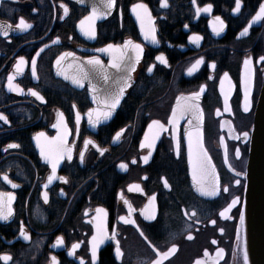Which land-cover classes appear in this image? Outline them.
I'll return each instance as SVG.
<instances>
[{
    "label": "flooded vegetation",
    "instance_id": "flooded-vegetation-1",
    "mask_svg": "<svg viewBox=\"0 0 264 264\" xmlns=\"http://www.w3.org/2000/svg\"><path fill=\"white\" fill-rule=\"evenodd\" d=\"M106 3L0 0V114L7 117V122L0 120V194L14 197L12 215L0 219V257L11 259H0V264H53L52 257L58 264H154L156 260L161 264H244L239 213L246 175L236 172L247 171L254 112L264 77V18L253 22L264 0H241L239 12H235L236 0H115L112 9ZM141 3L153 19L156 44L144 39L132 11ZM208 5L210 12H197ZM94 7L96 37L89 39L79 25ZM216 16L225 23L219 35L213 32ZM21 18L32 27L18 28ZM195 36L201 37L198 43L192 41ZM128 39L144 49L131 73V87L112 116L94 127L88 113L100 105L93 100L91 89L95 86L96 95L103 98V90L115 87L118 76L107 67L110 54L97 50L122 45ZM68 52L75 56L65 64L98 57L113 79L105 84L95 77L85 81L83 88L72 85L55 68L56 59ZM160 55L166 64L156 60ZM20 57L25 63L17 73ZM198 60L203 62L189 74ZM150 67L151 73L147 71ZM9 76L18 91L9 90ZM193 94H199L196 103L202 120L189 126L191 117L186 116L174 128L168 122L177 99ZM246 97L248 111L244 110ZM153 120L163 123L167 131L161 132L145 163L149 149L140 145ZM197 127L221 181L217 197L201 196L192 181L187 137ZM40 133L45 135L39 137ZM58 136H64L72 159L61 161L50 182L51 164L41 156L37 138L45 143ZM85 141L90 143L85 146ZM235 179H241L240 186L234 184ZM224 187H229V193L223 192ZM152 196L156 197L152 203L156 218L146 220L141 210ZM235 196L241 202L229 214L233 218L220 217L219 212ZM120 217L135 220V224H125ZM97 224L103 225L108 239L93 261L91 240ZM22 227L27 240L20 235ZM59 239L62 244H57ZM117 242L120 258L115 255ZM73 245L78 247L73 249ZM164 253L167 256L160 255Z\"/></svg>",
    "mask_w": 264,
    "mask_h": 264
},
{
    "label": "snow or ice",
    "instance_id": "snow-or-ice-1",
    "mask_svg": "<svg viewBox=\"0 0 264 264\" xmlns=\"http://www.w3.org/2000/svg\"><path fill=\"white\" fill-rule=\"evenodd\" d=\"M115 5V0H107L106 7L108 9H112ZM166 6V4H165ZM212 6L208 5L207 7L200 9L197 8V12H204L208 13L211 11ZM241 9V0H236L235 5V12H239ZM132 11L135 13L136 20L139 21L140 24V30L143 33L145 40H151L153 44L158 43V40L156 39L155 35V27L153 26V19L148 11L146 4H137ZM65 12H67V9L65 8ZM98 18V13L96 8L94 7L92 10L91 15L85 17L84 20L80 21V31L83 33L84 36L88 37L89 39H94L96 37V29H95V21ZM261 18H264V4H261L259 7V11L257 14L253 17V22L260 20ZM218 25V27H217ZM20 29H29L32 27L31 24H28L25 22L23 18L19 20V23L17 25ZM187 27V26H185ZM225 28L224 21L219 17H215V22L213 24V32L216 33V35H219L220 32H222ZM248 28L244 29V33L248 32ZM7 29L4 30V35H7ZM243 34V33H242ZM200 36H195L192 38V41L195 43H198L200 41ZM44 49H40V52H43ZM99 52H107L110 54V60L107 65L108 68L115 69L118 76L114 79L115 87L104 89L103 92V98L96 95L97 88L95 86L92 87L91 91L93 93V100L100 105L97 109L91 110L88 113V121L90 124H92L94 127L98 125L101 120H108L113 112L117 109V107L120 105L122 98L125 95V92L128 88L131 87L132 82V75L131 73L135 71L136 65L139 64L142 54H143V46L140 43H134L131 39L126 40L122 45H113L109 44L105 48L98 49ZM40 52H37L36 55L39 56ZM75 54L68 52L64 55L60 56L55 61V68H56V74L59 76H62L64 80L70 81L72 85H75L77 87L83 88L84 82L89 81L95 77H99L105 84L109 82L110 79H113L110 77L108 71L106 70V67L101 59L98 57H90L86 60L84 63H67L65 64L64 61L67 60L68 57H74ZM264 59V58H262ZM156 60L160 61L162 64H166L167 61L165 60V57L163 55L157 56ZM203 61L198 60L196 62V65L193 66L192 69H189V74H191L193 71L196 70L197 66L200 65ZM25 60L24 57H20V62L16 66V71L19 73L22 70V66L24 65ZM245 66L247 67L249 64L248 60L244 61ZM212 67L214 68L215 65L213 64ZM149 73L153 71V69L150 67L147 69ZM32 75L33 77L36 76V60H32ZM227 75V74H225ZM12 76H9V90L10 91H18L19 86H13L12 84ZM221 84H223V81H221ZM204 89L202 88L201 91ZM30 94L34 97H36L39 100H43L44 98L39 94V92L34 90H29ZM245 92L247 93V85L245 86ZM199 100V94H193L190 97H184L180 96L177 99L176 107L172 111L171 119L169 120V124L172 125L174 128L178 126V123L180 120H183L186 116L191 117L188 120L189 126L193 124V121H201L202 120V113L200 111L199 105L196 103V101ZM225 102H227V96H225ZM245 111H248V102L247 97L245 99ZM79 115H77V121L79 122ZM0 120H4L7 122V117L0 114ZM167 131L165 125L161 123L158 120H153L148 125V131L144 135L143 142L141 143V148H147L149 149L148 156H145L144 162L147 163L152 151L155 148V144L158 141L161 132ZM45 134L40 133L39 137H43ZM66 135V133H65ZM120 133L118 132L116 134V138L119 139ZM39 137L37 138V144L40 149L41 156L49 163L51 164L53 176L49 177V181L53 179L55 176L56 170L58 165L61 163V161L66 157L68 160L72 159V153L66 146V141L64 139V136H58L53 140L46 141L45 143H41ZM243 137L247 139L248 132L245 131L243 133ZM236 139H239V136L235 137ZM188 140V155L189 160L191 163V177L193 184L196 188V190L200 193L201 196L204 197H217L221 192V181L217 174L216 168L212 163L211 158L209 157L208 153L205 151L202 145L200 133L198 130V127L194 130V132H190L187 137ZM90 143V141H85V146ZM177 146H179V141H177ZM9 147L11 148H18L20 147L18 144H10ZM84 153H80L81 160H83ZM235 156L239 158L241 156V153L239 149H236ZM135 163V161H133ZM121 167H124L121 165ZM231 167V166H230ZM237 176L246 175L242 174L240 172H236ZM5 180H8V177H4ZM11 183V181H9ZM165 187H168L167 181H164ZM234 184L236 186L241 185V179H235ZM12 187H18L16 184H12ZM137 188L139 186H136ZM132 190L131 188L129 189ZM230 189L229 187H224L223 192L229 193ZM7 196V199L5 200L3 197ZM14 197L11 194H0V219L7 220L9 216L12 215V209H11V202ZM48 196L47 193L44 194V200L47 202ZM156 200L155 196H152L150 198L149 205L146 206L143 210H141V214L144 216L146 220H154L155 214L152 209V203ZM241 198L239 196H235L231 199V202L228 203L227 207H225L222 211L219 212L220 217L224 219H232L233 217L229 214L232 212V209L235 208L238 204H240ZM100 211V210H98ZM120 219L125 224H135V220L132 219H126L125 217H120ZM213 224L216 223L215 220L212 221ZM245 223V215L243 212L239 213V224L243 226ZM223 231V230H221ZM20 235L24 237L25 240L29 239L28 235L23 230V227L21 228ZM141 235L143 233L141 232ZM189 239L192 237L189 236ZM108 239V237L105 234L104 228L102 224H97L96 226V235L92 236L91 244H92V259L95 261L97 256V250L100 245L104 244L105 240ZM145 239H147L145 237ZM63 240L59 239L57 241V244H62ZM78 247V245H73V249ZM171 251L174 253L176 251L175 247L171 249ZM223 252V250L218 253L220 255ZM207 255V253H205ZM69 256L73 255V252L68 253ZM115 255L117 258H120L122 256L121 250L119 248V244L117 242V246L115 249ZM163 256H167V253L160 254ZM0 259H3L5 262L9 261L11 257L8 255H4L0 257ZM248 255L247 251L244 252V261L245 264L247 262ZM53 264H58L55 257H52ZM154 264H161V260H156ZM197 264H200L199 261H197Z\"/></svg>",
    "mask_w": 264,
    "mask_h": 264
},
{
    "label": "water",
    "instance_id": "water-1",
    "mask_svg": "<svg viewBox=\"0 0 264 264\" xmlns=\"http://www.w3.org/2000/svg\"><path fill=\"white\" fill-rule=\"evenodd\" d=\"M242 212L243 260L246 250V264H264V77L254 112Z\"/></svg>",
    "mask_w": 264,
    "mask_h": 264
}]
</instances>
